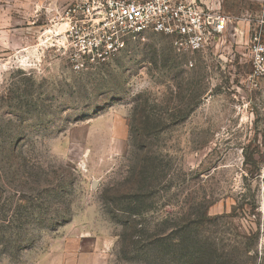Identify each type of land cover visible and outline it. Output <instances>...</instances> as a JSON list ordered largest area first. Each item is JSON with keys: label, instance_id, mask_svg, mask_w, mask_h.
Returning a JSON list of instances; mask_svg holds the SVG:
<instances>
[{"label": "rangeland", "instance_id": "374dc122", "mask_svg": "<svg viewBox=\"0 0 264 264\" xmlns=\"http://www.w3.org/2000/svg\"><path fill=\"white\" fill-rule=\"evenodd\" d=\"M82 1L0 0V264L182 259L119 251L134 225L140 247L264 264V77L250 75L264 0H219L215 55L147 32L77 70L63 37ZM132 178L147 187L136 213Z\"/></svg>", "mask_w": 264, "mask_h": 264}, {"label": "built area", "instance_id": "2783aa9c", "mask_svg": "<svg viewBox=\"0 0 264 264\" xmlns=\"http://www.w3.org/2000/svg\"><path fill=\"white\" fill-rule=\"evenodd\" d=\"M70 13L74 22L63 39L71 41L77 70L110 60L147 32L169 37L178 52L215 55L229 22L204 0H84ZM250 56L254 82L264 77V43L257 35Z\"/></svg>", "mask_w": 264, "mask_h": 264}, {"label": "trees", "instance_id": "16d2710c", "mask_svg": "<svg viewBox=\"0 0 264 264\" xmlns=\"http://www.w3.org/2000/svg\"><path fill=\"white\" fill-rule=\"evenodd\" d=\"M138 111H136L137 113ZM134 113L133 115H135ZM134 177V176H133ZM135 178V177H134ZM134 178H132L133 186V194L129 197V201L132 204V211L137 212L140 210L142 204L145 202L144 199L146 198L145 188H143L140 183H135ZM135 183V185H134ZM127 228V229H126ZM125 229L128 231H131V235L127 236V233L123 231V233L119 236V251L122 250V253H124L126 247L131 248V252H133L136 256L139 254H153L158 252L159 250L168 253L170 251L179 250L177 252L181 253L182 259L179 260L176 264H221L220 259L217 257H212V255L207 257H198L191 252L189 249H185V247H177L176 243H171V240L164 237H154L151 240H149L144 246L140 247V237L137 239H134V236H138V233H140L141 229L137 230V226H125ZM170 242V245H167V243ZM179 242V241H178ZM121 253V252H120ZM173 254V253H172Z\"/></svg>", "mask_w": 264, "mask_h": 264}, {"label": "crops", "instance_id": "0c3cea01", "mask_svg": "<svg viewBox=\"0 0 264 264\" xmlns=\"http://www.w3.org/2000/svg\"><path fill=\"white\" fill-rule=\"evenodd\" d=\"M204 1L206 5H210L213 8V10H217L226 17H228V15L224 13V11H222V9L224 10V8L222 7L223 4L219 0H204Z\"/></svg>", "mask_w": 264, "mask_h": 264}]
</instances>
